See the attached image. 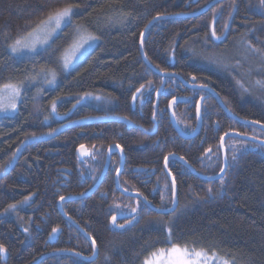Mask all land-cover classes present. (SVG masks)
<instances>
[{
  "label": "trees",
  "instance_id": "16d2710c",
  "mask_svg": "<svg viewBox=\"0 0 264 264\" xmlns=\"http://www.w3.org/2000/svg\"><path fill=\"white\" fill-rule=\"evenodd\" d=\"M210 1L0 0V84L10 78L23 81L26 89L17 112L0 115V244L7 248L6 254L0 253V264H31L56 249L93 254L90 240L63 215L59 197L84 193L95 184L104 168L108 145L121 144L125 151L121 185L141 192L158 206L161 195L171 198L164 187L171 180L163 164L169 152L186 159L198 172L214 175L223 166L220 136L224 133L235 130L264 139V130L235 120L212 93L191 90L177 77L160 75L142 57L140 33L157 13L196 11ZM66 4L78 6L72 23L52 40L47 52L20 58L11 54L8 45L14 39L25 36L51 11ZM262 13L264 6L259 0H222L196 17L160 20L146 35L147 56L161 70L178 72L188 81L196 76L195 82L215 89L238 115L264 124V83H256L264 82ZM77 25L98 39L95 47L65 72L60 67L62 53L72 44ZM213 27L217 36L225 34L223 40L211 36ZM238 41L245 48L250 43L261 50H249L255 61L250 64L244 57L235 59L248 66L246 72L239 71L246 88L241 77L203 65L199 59L211 57L212 52H226ZM41 68L55 70V87H28L30 77L43 78ZM250 70L252 77L247 76ZM149 82L160 94L148 92L143 100L138 96L133 106L132 95L142 84L147 88ZM247 87L254 91L252 95L245 91ZM86 92L93 96L77 104ZM178 95L184 100L173 110L186 132L196 128L195 106L201 96L205 97L201 132L190 139L181 136L172 122L169 102ZM53 100L56 112L51 111ZM82 144L91 150L84 160L77 155ZM257 144L235 136L227 139L229 167L223 189L219 179H203L180 160L170 159L168 167L176 176L179 206L184 209L187 205L176 221L174 244L207 249L230 264H264V145ZM120 163L117 154L93 194L63 204L65 213L96 238L97 257L86 261L75 255L55 254L39 264H142L152 252L172 246L161 242L145 250L146 244L163 236L162 225L151 222L158 221L161 214L150 206L145 208L143 199L117 188L115 169ZM29 196L28 203H19ZM137 200L141 201L139 222L127 226L132 218L121 217L116 224H126V228L115 227L111 216L137 207ZM10 204H17V208L5 212ZM56 227L60 231L52 241L51 230Z\"/></svg>",
  "mask_w": 264,
  "mask_h": 264
},
{
  "label": "snow or ice",
  "instance_id": "6c2138e0",
  "mask_svg": "<svg viewBox=\"0 0 264 264\" xmlns=\"http://www.w3.org/2000/svg\"><path fill=\"white\" fill-rule=\"evenodd\" d=\"M259 3L261 6H264V0H259ZM78 7L73 4H66L62 7L56 8L53 11H51L47 17L43 20H41L30 32H28L25 36L18 37L13 40L11 44L8 45V48L10 49L11 54H16L18 58L22 56H34L39 55L40 51H38V45L42 46L41 51L47 52L49 48H51L50 41L53 40L54 35L58 34V30H62V26L67 27L72 23V16L74 8ZM264 14V13H262ZM163 16L160 13H157L155 17H153V20H159L162 19ZM151 23V21L149 22ZM147 27V26H146ZM83 33V26L77 25L76 26V36L77 38L73 39V43L70 45V52L64 54L62 56V59L60 61V67L62 71H67L71 65H73L74 61L78 60V54L83 55L85 52H87L88 48L94 47V42L98 39V37L92 35V34H82ZM42 34V35H41ZM211 36L215 39L219 40L221 37L217 36L215 30L213 29ZM144 33H140V43L143 45L144 43ZM87 46V47H86ZM247 49L254 53H261L260 49H256L253 47L250 43L246 45ZM146 55V54H145ZM217 63H222V60L219 58L216 59ZM155 70H159L158 66H151ZM41 73L43 74V83L44 84H55L57 74L54 69H43L41 68ZM163 73L168 76L174 77V73H168L167 70H163ZM51 74V79L48 78V75ZM196 76L191 77V81L193 84H195ZM36 81V77H30L29 78V85L28 87L32 86V83ZM257 84L264 83L262 81H256ZM201 89L207 88V85L201 84L199 86ZM22 89H25L24 82H13L10 78L8 82L0 84V111L7 112L8 110H16L17 109V101L21 97ZM26 90V89H25ZM151 91H155L157 95L160 94L159 89H154L151 82H149L147 88L145 85H140L139 88L136 89V93L132 95V101L135 102L138 99V96L141 100L144 99L145 94ZM247 91V89H245ZM138 94V95H137ZM92 93H84L83 96L77 99V104L80 103L81 100H83L85 97H92ZM94 99H101L99 96L93 97ZM201 101L205 100L204 96L200 97ZM7 102H4V101ZM56 101L53 100L51 102V111L56 112ZM177 98L175 96L172 97V100L169 103V106L176 104ZM76 105H73V108H75ZM196 114L197 117L200 118V112H201V106L199 103L196 104ZM48 117H45L47 119ZM156 118V112L153 111L152 113V119L155 120ZM255 124H262L261 121H254ZM55 130H53L54 132ZM193 132L196 131V129H192ZM229 133L226 132L222 136H220V144L223 146L224 144V138L228 136ZM241 135H246L242 133ZM254 142H259L256 146L264 145V140L261 139V137L256 136L253 137ZM95 147V146H93ZM244 149L247 150L248 145H243ZM80 149L83 152L84 145H80ZM109 152L118 150L119 152L123 153L124 149L123 146L120 144L115 145H108ZM211 149H208L207 152H211ZM89 154V153H84ZM207 154V153H206ZM170 157L176 158V154L173 152H169L167 155L163 157V164L165 167L166 172L171 176L170 185L166 184L164 187L167 188L171 193L170 199H165L163 195H161V204L156 206L152 205L151 201L148 200V198L145 196L143 200V205L145 208L151 207L155 210H157L161 214V218L158 221H151L152 223H160L164 229L163 236L161 239L149 242L145 245V250L149 247H152L155 243H165L170 244L172 247L167 250L171 253V258L169 260V264H199V261L201 258H203L204 264H208L207 257L205 256V253L207 252V249H201L196 250L193 248L192 250H189V247L185 246L181 248L180 245L174 244V238L177 234V224L176 221L180 218L181 215H183L185 209L187 208V205H185L184 209H181L179 206V200L177 199V193H176V187H177V181L175 174H172V170L170 167H168L170 162ZM219 158V157H218ZM179 159H184L183 157H179ZM232 161H235L237 159L235 153L232 155ZM229 167V162L227 160V155L225 154V163L223 166L219 167V173L217 174L222 189L224 185V175L225 169ZM117 175L120 173V169H115ZM92 179H96L95 176L92 177ZM208 192L211 193L212 189L209 188ZM85 193H80V196L83 197ZM71 198V197H70ZM215 198V197H210ZM32 199L31 196L26 197L25 200L20 201L19 203L21 205L28 203ZM60 201H64L65 197L60 196ZM141 201L137 200V207L128 208L126 210H122V216H130L132 219L127 221V226H131L133 222L138 223L139 222V216H138V208L140 207ZM168 205H171L169 207ZM17 208V204H10L7 209H5V212H8L9 210H15ZM168 215L170 218L168 220H163V216ZM117 217L115 215L111 216V223L119 228V229H125L126 224H116ZM60 231L58 227L52 228L51 232L53 234H56ZM24 232H28V228H24ZM92 246L95 248L97 241L95 237L91 238ZM166 250L161 248L158 249L156 252H152L151 255L155 256L157 252L164 253ZM0 253H7V248L4 244H0ZM95 255V253H93ZM216 254L213 253V257H215ZM196 258V259H193ZM142 264H153V261L151 259H145L142 261ZM221 264H230L228 260H222Z\"/></svg>",
  "mask_w": 264,
  "mask_h": 264
},
{
  "label": "water",
  "instance_id": "95a60500",
  "mask_svg": "<svg viewBox=\"0 0 264 264\" xmlns=\"http://www.w3.org/2000/svg\"><path fill=\"white\" fill-rule=\"evenodd\" d=\"M197 1V0H195ZM222 0H211L210 2H208L205 6H203L201 9L199 10H196V11H192V12H177V13H172V14H162L163 18L162 19H159V20H153V18L150 20L151 23H148L147 24V27H145L143 33H144V43L143 45H141V54H142V57L143 59L145 60L146 64L150 67L151 66H155L152 61L148 58L147 56V53H146V50H145V38H146V35L148 33V31L152 28V26L157 23L158 21L160 20H164V19H169V18H180V17H196V16H199V15H202L203 13L207 12L209 9H211L213 6H215L217 3L221 2ZM155 17V16H154ZM149 21V22H150ZM216 20H214L213 22V25L215 23ZM214 29V27H213ZM221 37V39L217 40L215 39L216 41H221L225 38V34L222 35V36H219ZM146 54V55H145ZM152 70H154L155 72L159 73L160 75L162 76H168V75H165L163 73V70L159 69V70H155L153 69L152 67H150ZM168 73H174L175 76L174 77H177L179 78L184 84H187L188 80H186L180 73L178 72H169L167 71ZM190 83H193V82H190ZM194 88L196 89H200V90H206L210 93H212L216 100L218 101V103L221 105V107L230 115L232 116L235 120H238L242 123H245V124H249V125H253V126H256V127H259L261 128L262 130H264V124H255L253 123L255 120H251V119H248V118H245V117H242L240 115H238L236 112H234L233 110H231L226 104L225 102L223 101L222 97L220 96V94L215 90L213 89L211 86L207 85V88H204V89H201L198 85V84H192ZM136 93V92H135ZM138 95V94H137ZM184 100L182 97H178L177 98V102L178 101H182ZM203 101H201V99L199 100V104L201 106V112H200V118H198V123H197V126H196V131L195 132H186L184 131L181 126L179 125L177 119H176V116H175V113H174V110H173V107H174V104L170 106V109H171V116H172V122H173V125L174 127L176 128V130L180 133L181 136H183L184 138H193L195 137L201 127H202V123H203V117H202V107H203ZM136 101L133 102V104L135 105ZM229 135L226 136L224 138V144L223 146H221V149H222V154H223V165L225 163V154L227 155V149H226V141L229 137L231 136H235V137H239V138H243V139H247V140H250V141H253V137L255 136H252V135H249V134H246V135H241L242 133L241 132H238V131H235V130H232V131H228ZM245 134V133H244ZM262 139V138H261ZM264 140V139H262ZM254 142V141H253ZM257 143H259L257 141ZM84 145V150L83 152L81 151L80 149V146L78 147L77 149V155H78V158L80 160H84L86 157H89L91 155V150L89 149V147L86 145V144H82ZM111 145H115V144H111ZM84 153H89V154H84ZM114 153H119L120 154V157H121V163H120V173L119 175H117L116 173V184H117V188L123 192L124 194H127V195H130V196H135V197H140V198H143V195L140 193V192H134V191H129V190H126L125 188H123V186L121 185V181H120V177H121V174H122V171L124 169V165H125V153L123 151V153L119 152L118 150H115V151H112V152H109V150H107V158H106V163L104 165V168L100 174V176L98 177L97 181L95 182V184L85 193V195L83 197L80 196V194H70V195H67V196H64L65 197V200L64 201H60L59 200V207L62 211V213L65 215V217L67 218V220H69L70 222L74 223L77 227H79V229L82 231L83 234H85V236L90 240L91 242V238L92 236L85 230L83 229L79 224H77L68 214L65 213L64 211V208H63V204L66 202V201H70V200H75V199H82V198H86L88 196H90L91 194H93L98 188L99 186L101 185V183L103 182L107 172L109 171V168H110V164H111V159H112V156ZM179 157H181L180 155H177L176 154V159L180 160L181 162H183L191 171L195 172L198 176H200L201 178L203 179H206V180H215V179H219L217 174H214V175H207V174H203V173H200L198 172L194 167L191 166V164L186 160V159H179ZM170 159H172V157H170ZM227 160H228V155H227ZM228 168L225 169V173L227 171ZM64 171L66 169H63ZM68 171V169L66 170ZM169 175V174H168ZM224 175V174H223ZM170 179H171V176L169 175ZM176 193H177V199H178V189L176 187ZM71 197V198H70ZM152 204V203H151ZM153 205V204H152ZM151 207V205H150ZM171 207V206H170ZM152 208V207H151ZM153 209V208H152ZM154 211L158 212L157 210L153 209ZM159 213V212H158ZM117 217V220L120 219L121 217H127V216H122L121 215H116ZM55 236L56 234H52V241H54L55 239ZM94 248V247H93ZM95 255H91V256H85L79 252H76V251H73V250H67V249H57V250H53L51 252H47L46 254H43L41 257H39L37 260H35L34 262H32L31 264H39L43 259H45L46 257H49V256H52V255H55V254H70V255H75V256H78L86 261H92L94 260L97 255H98V246L96 244L95 248H94V252Z\"/></svg>",
  "mask_w": 264,
  "mask_h": 264
},
{
  "label": "rangeland",
  "instance_id": "374dc122",
  "mask_svg": "<svg viewBox=\"0 0 264 264\" xmlns=\"http://www.w3.org/2000/svg\"><path fill=\"white\" fill-rule=\"evenodd\" d=\"M63 28H64V26H62V29ZM61 31L62 30H58V34L54 35L53 39H55L61 33ZM82 34H88V33L83 31ZM75 38H77L76 34H75ZM51 42L52 41H50V43ZM96 42H97V40L94 42V47L96 45ZM94 47L88 48L87 52H85L83 55L78 54V60L74 61L73 65H71L66 72H69L71 69H73ZM41 48H42V46L38 45V51H41ZM68 52H70V46L62 53V56ZM250 53L251 52H249V49L245 48L244 44L241 41H238L235 45H233L226 52H223V53L219 52V51L218 52H212V53H210L211 57L204 55L206 58L202 56V58H199V59L201 60V63L203 65H206V66L211 65L212 67H214L217 70L222 71L223 73H228V74L234 73L236 75L237 79H238V77H241L242 83H244L242 76H241V73L239 71H244L246 68H248V66L241 65L238 61H235V59H239L241 57H244V60L247 61L249 64L251 62H255V61H253V58H250L251 57ZM22 57H24V56H22ZM217 58L222 60V63L215 62ZM61 59H62V57H61ZM245 72H246V70H245ZM252 74H253L252 70H250V72H248L247 76L252 77ZM48 78L51 79V74L48 75ZM57 81H58V79L56 80L55 84H51V85L44 84L43 78H41V76H40V78L37 79L32 84L33 85L42 84V85H44V87L53 88L56 86ZM244 85H245V88H246V86H248L245 83H244ZM250 85H251V88L254 87L252 82ZM247 88H248L247 92H250V93L252 92L251 93V95H252L254 91H252V89H250L249 87H247ZM24 90L25 89H22L21 97L17 101V109L16 110L10 109L7 112L0 111V115H13L18 111L20 102L22 101L24 94H25ZM4 102H7V101L5 100ZM171 247L163 248L166 250L164 253L157 252V254L155 256H152L150 254L146 259H151L153 261V264H169V260L171 258V253L167 250H169ZM181 248H183V247L181 246ZM189 250H192V249H189ZM156 251H154V252H156ZM205 256L207 257L208 264H221L222 260H227L226 258H223L217 254L215 257H213V254H210L208 252L205 253ZM193 259H196V258L193 257ZM199 264H204L203 258L200 259Z\"/></svg>",
  "mask_w": 264,
  "mask_h": 264
},
{
  "label": "flooded vegetation",
  "instance_id": "af4514ba",
  "mask_svg": "<svg viewBox=\"0 0 264 264\" xmlns=\"http://www.w3.org/2000/svg\"><path fill=\"white\" fill-rule=\"evenodd\" d=\"M190 82H192L191 80H190ZM190 82H188L187 84H184L183 83V85L185 86V87H187V88H189V89H191V90H198V89H196V88H194L193 87V83H190ZM195 84H198V85H201V83H199V82H195ZM178 97H182L181 95H178ZM178 97H176V98H178ZM183 99H184V97H183ZM171 101V100H170ZM178 102H180V101H178ZM170 103V102H169ZM175 105V104H174ZM134 106V105H133ZM169 109H170V106H169ZM171 110V109H170ZM171 112V111H170ZM197 126V125H196ZM195 126V127H196ZM232 131V130H231ZM190 132H192V130L190 131ZM189 132V133H190ZM199 132H201V131H199ZM199 135V134H198ZM121 145V144H120ZM124 153H125V151H124ZM117 154H119V153H114L113 154V156H112V159H111V161L117 156ZM120 155V154H119ZM228 155V154H227ZM223 156V155H222ZM106 158H107V155H106ZM126 155H125V165H126ZM106 163V162H105ZM125 165H124V167H125ZM110 166H111V164H110ZM120 167V166H119ZM67 169H69V168H67ZM70 172H71V169H70ZM123 172V171H122ZM123 188H125V187H123ZM126 189V188H125ZM126 190H129V189H126ZM129 191H131V190H129ZM132 191H134V192H139V191H136V190H132ZM123 193V192H122ZM141 193V192H140ZM142 194V193H141ZM143 195V194H142ZM130 196V195H129ZM143 197H145L144 195H143ZM140 198V197H139ZM141 199H143V198H141ZM144 200V199H143ZM152 203V202H151ZM153 204V203H152ZM154 205V204H153ZM118 215H120L119 213H118ZM70 216V215H69ZM71 217V216H70ZM72 218V217H71ZM73 219V218H72ZM57 250V249H56Z\"/></svg>",
  "mask_w": 264,
  "mask_h": 264
},
{
  "label": "bare ground",
  "instance_id": "6f19581e",
  "mask_svg": "<svg viewBox=\"0 0 264 264\" xmlns=\"http://www.w3.org/2000/svg\"><path fill=\"white\" fill-rule=\"evenodd\" d=\"M166 77V76H165ZM134 105V104H133ZM135 106V105H134ZM203 124V123H202ZM245 124V123H244ZM243 139V138H242ZM74 201V200H73ZM64 215V214H63ZM121 215V214H120ZM125 218V217H124ZM74 220V219H73ZM68 221V220H67ZM72 224V223H71Z\"/></svg>",
  "mask_w": 264,
  "mask_h": 264
}]
</instances>
